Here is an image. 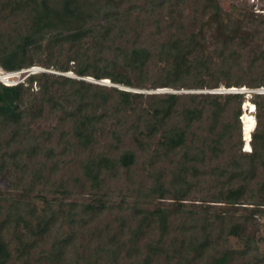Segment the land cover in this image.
<instances>
[{
    "label": "trees",
    "instance_id": "16d2710c",
    "mask_svg": "<svg viewBox=\"0 0 264 264\" xmlns=\"http://www.w3.org/2000/svg\"><path fill=\"white\" fill-rule=\"evenodd\" d=\"M216 1L0 0V67L59 71L0 82V264H264L243 230L260 220L206 203L264 211V94L244 150L246 92H211L264 86V16L232 6L245 14L218 26L210 55L187 19ZM241 30L251 45H236ZM27 192L68 200L24 211Z\"/></svg>",
    "mask_w": 264,
    "mask_h": 264
},
{
    "label": "rangeland",
    "instance_id": "374dc122",
    "mask_svg": "<svg viewBox=\"0 0 264 264\" xmlns=\"http://www.w3.org/2000/svg\"><path fill=\"white\" fill-rule=\"evenodd\" d=\"M264 3V0H262ZM218 2H220L218 0ZM216 1L217 6L220 4L221 8H219L218 6V10L217 12H207L205 15L201 14L198 15L197 19L194 21V23H192V19H187V27H188V32L191 34L190 37H192L194 39V42H198L201 45V48L203 49L202 51L210 54V55H215L216 54V46L218 45V43L220 42H225L224 35L219 34L221 33L220 31L217 30V28H219L218 26L223 25L225 22L228 21L229 18H234V20H238L240 17V15L245 14L243 12L240 11H236V10H232V6L228 5L227 3L221 1L220 3H218ZM234 9V8H233ZM190 9L188 7L185 8V13L186 15H189ZM256 14H261L264 16V13H257L254 12ZM255 16V17H254ZM254 20H256L257 22H259L261 19H263V17H261L260 15H254ZM253 17H248L247 18V22L248 21H252L251 19ZM256 24V23H255ZM246 25V23H245ZM221 28V27H220ZM219 33H218V32ZM245 31V30H241ZM251 30H246V32H242V33H238L236 31L235 35L236 36V45L241 46V47H245L247 44L251 45L253 43V39L254 42L255 41H260V42H264V36L262 37H255L252 39L253 36L250 37V35H248L247 33L250 32ZM242 40H244L242 42ZM242 43V44H241ZM45 68L47 70L45 71H54V72H59L55 69H50V68H46L42 65H33L29 68ZM26 69V68H25ZM39 72H43V71H39ZM38 73V72H37ZM70 73V76H74V77H79L77 75H75L72 71L71 72H67ZM66 73V74H67ZM69 75V74H67ZM27 73H23L20 78H26ZM79 78H84L86 80H90L93 82H97V83H103V84H107V85H111V86H117L118 84H115L113 82H111L109 79H103V80H99L96 79L94 77H79ZM102 81H107L102 82ZM1 83H3L0 80ZM122 86V85H119ZM118 86V87H119ZM125 89L128 90H135V89H140V88H135V87H128V86H122ZM121 87V88H122ZM232 88H237V87H232ZM240 88V87H239ZM34 89H37V85H34ZM240 89H246L247 92L246 94V100H250L252 99V94H254V92L252 91V89H256V88H250V87H246L243 86ZM203 89H195V88H184V89H177V90H173V89H169V88H159L156 90L153 89H147L145 88L143 91L145 92H201ZM137 91V90H136ZM245 104V103H244ZM243 104L242 106V110H243V114L247 111L245 105ZM245 110V111H244ZM243 114L240 116V121L242 124V137L244 139L245 142V137H244V132H243V119L242 116ZM255 116V112L253 114ZM245 147V146H244ZM243 147V149H244ZM245 150V149H244ZM9 172L7 170H5L2 175H0V195H8L11 193V189L9 187V178H8ZM18 195V194H17ZM19 196V195H18ZM92 193L89 190H83V197L85 201H91L92 199ZM22 200H23V208L24 211H29L30 208L29 205L32 204L34 205L38 211H41L45 206H47V203L53 201V202H61L64 200H68L66 199V197L63 194H57V195H41L37 192H27L24 193L21 196ZM75 199V198H74ZM72 199H70L71 201ZM189 202H194V203H198L199 200L198 199H189ZM247 203L243 204V205H229V204H224V203H213V202H206V203H211V204H219L217 205V209L223 210L224 208H229V211H231V213L237 215V216H241L242 218H244V216H252L254 218H258L261 222V228L256 230V227L252 224H247L245 226H243V230L244 233H250L252 235H256V239H258V244L260 247V250L262 253H264V211L259 210V205L257 204L256 206L253 205L252 201H246ZM221 204V205H220ZM34 207V208H35ZM215 208V207H214ZM213 210V209H211ZM230 243L231 245L236 248V249H242L245 245H244V241H243V237H238V236H230Z\"/></svg>",
    "mask_w": 264,
    "mask_h": 264
},
{
    "label": "built area",
    "instance_id": "2783aa9c",
    "mask_svg": "<svg viewBox=\"0 0 264 264\" xmlns=\"http://www.w3.org/2000/svg\"><path fill=\"white\" fill-rule=\"evenodd\" d=\"M223 1L230 6L236 7L238 9H248L257 13H264V3L262 0H219ZM45 68H24L15 71H5L0 67V80L6 85H16L21 82H25L26 78L32 74L39 71H45ZM23 73H27L26 78H20ZM254 93L264 94V86H261L256 89H252ZM211 92H247L240 88H220L211 90Z\"/></svg>",
    "mask_w": 264,
    "mask_h": 264
},
{
    "label": "bare ground",
    "instance_id": "6f19581e",
    "mask_svg": "<svg viewBox=\"0 0 264 264\" xmlns=\"http://www.w3.org/2000/svg\"><path fill=\"white\" fill-rule=\"evenodd\" d=\"M244 105H245L247 111L243 114L242 119H243V124H244L245 141L248 142V143H246L244 148H245V150H251L252 147L249 144L251 137H252L251 132L254 130L256 123H257L256 118L253 115L254 112L256 111V106H255V103L251 102L250 100L245 101Z\"/></svg>",
    "mask_w": 264,
    "mask_h": 264
},
{
    "label": "water",
    "instance_id": "95a60500",
    "mask_svg": "<svg viewBox=\"0 0 264 264\" xmlns=\"http://www.w3.org/2000/svg\"><path fill=\"white\" fill-rule=\"evenodd\" d=\"M67 74H69L70 75V73H67ZM87 79V78H86ZM102 82H107V81H102ZM116 86V85H115ZM117 86H119V85H117ZM119 87H122V86H119ZM123 88V87H122ZM135 90H138V91H143V90H139V89H135ZM243 90H246V89H243ZM243 132H244V126H243ZM252 133V132H251ZM246 143H248L247 141L245 142V145H246ZM249 144H250V142H249Z\"/></svg>",
    "mask_w": 264,
    "mask_h": 264
}]
</instances>
